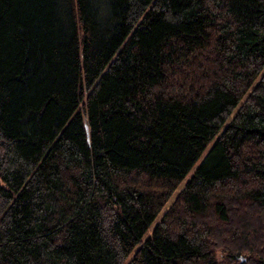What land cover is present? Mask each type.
Here are the masks:
<instances>
[{
	"label": "trees",
	"instance_id": "trees-1",
	"mask_svg": "<svg viewBox=\"0 0 264 264\" xmlns=\"http://www.w3.org/2000/svg\"><path fill=\"white\" fill-rule=\"evenodd\" d=\"M0 264H264V0H0Z\"/></svg>",
	"mask_w": 264,
	"mask_h": 264
},
{
	"label": "rangeland",
	"instance_id": "rangeland-1",
	"mask_svg": "<svg viewBox=\"0 0 264 264\" xmlns=\"http://www.w3.org/2000/svg\"><path fill=\"white\" fill-rule=\"evenodd\" d=\"M173 197H174V195L169 199V201H168V203H167V206H168V204L172 201Z\"/></svg>",
	"mask_w": 264,
	"mask_h": 264
}]
</instances>
